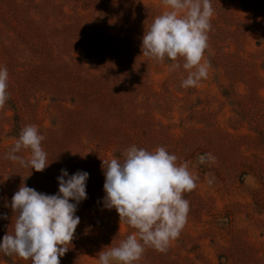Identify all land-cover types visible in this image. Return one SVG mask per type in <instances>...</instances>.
<instances>
[{"label": "rangeland", "instance_id": "obj_1", "mask_svg": "<svg viewBox=\"0 0 264 264\" xmlns=\"http://www.w3.org/2000/svg\"><path fill=\"white\" fill-rule=\"evenodd\" d=\"M0 264H264V0H0Z\"/></svg>", "mask_w": 264, "mask_h": 264}]
</instances>
